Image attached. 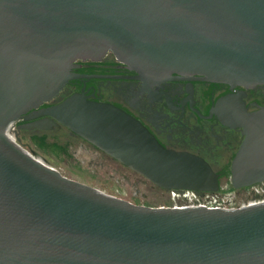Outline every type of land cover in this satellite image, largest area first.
I'll return each mask as SVG.
<instances>
[{"label":"water","instance_id":"water-1","mask_svg":"<svg viewBox=\"0 0 264 264\" xmlns=\"http://www.w3.org/2000/svg\"><path fill=\"white\" fill-rule=\"evenodd\" d=\"M107 50L126 65L73 63ZM73 65L124 66L136 75L72 73ZM81 75L138 77L147 101L164 92L180 114L186 98L195 109L192 99L175 107L152 83L203 78L264 90V0H0V264H264V200L182 205L246 189L264 197V104L251 101L257 107L247 110L245 92L234 89L208 115L195 109L216 111L242 135L229 179L243 187L201 192L216 189L209 165L164 147L114 104L73 92L38 107ZM184 87L191 96V84ZM35 133L81 161L97 150L86 164L100 175L172 205L129 201L34 156L19 135Z\"/></svg>","mask_w":264,"mask_h":264},{"label":"flooded vegetation","instance_id":"flooded-vegetation-1","mask_svg":"<svg viewBox=\"0 0 264 264\" xmlns=\"http://www.w3.org/2000/svg\"><path fill=\"white\" fill-rule=\"evenodd\" d=\"M73 63L126 65L117 60L110 50L105 51L97 59H75ZM69 70L72 73L81 74L136 75L134 69L124 66L73 65ZM171 75L200 76L199 74L180 73H172ZM186 82L191 84V96L184 87ZM143 83L138 77L75 76L68 79L55 96L47 102H42L38 107L58 102L73 92H83L90 99L110 102L139 120L164 147L186 151L202 158L216 175V189L203 190L201 192L224 194L243 187H233L229 179L230 161L242 138L239 127H232L221 122L217 117L216 111L211 110L210 116H200L199 114L208 115L209 108L214 106L217 97L225 93L236 92L238 89L245 92L244 96H239L243 100L246 109H255L257 107L256 104H264L263 85L256 84L248 88L241 85L230 87L228 83L203 78H166L152 83L149 88H154L156 84H161V86L155 87L152 91L163 90L167 92V95L170 96L171 104L175 107L180 106V99L184 96H189L192 99L190 106L197 109L199 113L189 107V98H186L182 104V113L180 114V107L172 108L168 106L164 92H160L159 97L156 99L153 98L147 101V88L144 87ZM251 101H255L256 104L249 103ZM31 110H27L26 113ZM39 117L41 116L22 118L16 120L15 125ZM176 118L178 121L172 120ZM164 120L166 122L171 120V123L164 128L160 126L158 129L155 125L158 123L164 125ZM150 182L153 183L152 181ZM153 184L161 189H172ZM225 195L226 197L217 195V201L234 207H239L241 202L245 203L249 199L262 196L249 189ZM168 203L171 204L169 201Z\"/></svg>","mask_w":264,"mask_h":264},{"label":"rangeland","instance_id":"rangeland-1","mask_svg":"<svg viewBox=\"0 0 264 264\" xmlns=\"http://www.w3.org/2000/svg\"><path fill=\"white\" fill-rule=\"evenodd\" d=\"M19 137L23 147L34 156H37L40 159H43L44 161L78 178H81L95 186H98L111 194L117 195L135 203L148 205H169L168 201L163 196L146 192L130 194L123 186H121L117 182L100 175L93 165L86 164L96 154L97 150H94L84 161H81L70 153L68 156H65L63 154L45 153L29 143L28 137L24 134L19 135Z\"/></svg>","mask_w":264,"mask_h":264},{"label":"built area","instance_id":"built-area-1","mask_svg":"<svg viewBox=\"0 0 264 264\" xmlns=\"http://www.w3.org/2000/svg\"><path fill=\"white\" fill-rule=\"evenodd\" d=\"M12 125H15V121H13V120L9 121L6 125V127L12 126ZM5 135L7 137H9L11 140H13L14 142H17L15 140L13 131L7 129ZM183 190L193 191L192 189H183ZM223 197H226V195H223ZM216 198H217V195L215 196V199H210V200L198 199V200H195V201H192V202H189L186 204H182V205H204L207 207H223V208H233L234 207L232 205H229V204L227 205V204H224L223 202H219V201H217ZM263 200H264L263 196H257L255 198L247 200L245 203L241 202V204L239 206H243V205H247V204H251V203H256V202L263 201ZM169 205H172V204H169Z\"/></svg>","mask_w":264,"mask_h":264},{"label":"trees","instance_id":"trees-1","mask_svg":"<svg viewBox=\"0 0 264 264\" xmlns=\"http://www.w3.org/2000/svg\"><path fill=\"white\" fill-rule=\"evenodd\" d=\"M46 133H35L28 138L29 143L45 153L69 155L66 146L57 142L45 141Z\"/></svg>","mask_w":264,"mask_h":264}]
</instances>
